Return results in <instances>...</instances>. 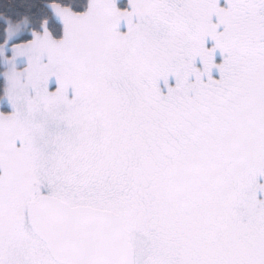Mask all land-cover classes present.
Listing matches in <instances>:
<instances>
[{
  "label": "snow or ice",
  "instance_id": "snow-or-ice-1",
  "mask_svg": "<svg viewBox=\"0 0 264 264\" xmlns=\"http://www.w3.org/2000/svg\"><path fill=\"white\" fill-rule=\"evenodd\" d=\"M0 264H264V0H0Z\"/></svg>",
  "mask_w": 264,
  "mask_h": 264
}]
</instances>
